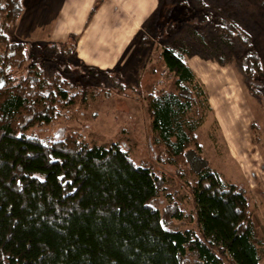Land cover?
Returning <instances> with one entry per match:
<instances>
[{
    "label": "trees",
    "instance_id": "16d2710c",
    "mask_svg": "<svg viewBox=\"0 0 264 264\" xmlns=\"http://www.w3.org/2000/svg\"><path fill=\"white\" fill-rule=\"evenodd\" d=\"M21 8V0H0V264H260L247 186L222 181L200 153L194 124L182 128V114L197 111L206 96L180 51L159 50L171 89L150 93L147 111L152 132L163 138L161 160L189 177L193 225L183 228L175 221L185 212L172 195L156 205L164 176L136 163L123 144L74 131L48 140L28 133L80 103L85 90L68 78L71 67L47 69L52 59L72 56L73 41L10 39ZM225 14L213 31L237 44L239 70L258 97L259 54L242 23ZM101 73L127 87L114 73Z\"/></svg>",
    "mask_w": 264,
    "mask_h": 264
},
{
    "label": "rangeland",
    "instance_id": "374dc122",
    "mask_svg": "<svg viewBox=\"0 0 264 264\" xmlns=\"http://www.w3.org/2000/svg\"><path fill=\"white\" fill-rule=\"evenodd\" d=\"M254 1L258 6L264 7V0ZM234 3L241 7L247 5L242 0H202V4L195 0H181V2L158 0L161 8L159 16L155 15L152 17L153 21L148 26H144L146 37L141 40L145 45L141 43V49L138 47L142 61L135 60L131 64H126L127 62L122 60V65L120 64L119 67L116 64L114 67L100 70L114 73L127 87L115 86L105 77L106 74L101 72H98V75L95 71L89 72L87 66L75 61L74 52L71 57L52 59L47 63L48 70H61L63 66L71 67V73H67L68 78L85 90L82 101L73 108L62 111L61 115L48 125L33 127L28 133L48 140L59 131L60 133L74 131L84 139L98 143L118 141L129 151L136 163L151 166L156 173L164 176L165 189L157 194L156 205L161 208L167 202L169 194L172 195L185 212L182 221H175L176 225L181 228L189 227L193 225L191 221L193 202L189 189L185 186L189 177L185 171L178 176L176 174L178 166L169 165L161 160L163 147L157 143H162L163 138L158 130L152 132L151 112L147 111V106L151 103L150 93L157 92L161 87H165L167 91L171 89L167 74L162 71L158 53L165 45L174 51L182 49L183 51L180 52L182 57L202 60L206 64L205 69L208 70L210 82L216 81V68L212 67L222 68L219 69L221 71L223 69L232 71L237 77L238 84L250 99V110L254 120L249 124L254 123L255 126L252 129L249 127L248 139L242 141L243 143L240 141L242 145L236 147L237 149L233 147V143L228 140V134L222 131L213 110L208 105V90L205 84L195 73H193L195 78L205 91L207 105H201L197 111L186 110L181 116V125L183 130L187 131V124L191 126L194 124L195 138L202 150L200 153L219 174L222 181L247 186L254 208L252 220L255 226V244L261 259L259 263L264 264V217H262L264 216V86L258 87L261 92L258 97L249 93L245 76L240 72L237 63L240 52L237 44L213 31V24L219 21L220 17L226 16L225 13L231 11L229 5ZM230 15L238 19L231 12ZM257 15L255 13V16ZM19 16L20 14L11 29L12 41L33 44L54 43L33 36L21 40L25 36L18 37ZM255 20L257 22L258 19ZM239 22L246 29L244 23L240 20ZM149 47V57L145 62L142 53ZM255 49L257 50L256 47ZM45 54L50 56V51H46ZM2 98L3 94H0V100Z\"/></svg>",
    "mask_w": 264,
    "mask_h": 264
},
{
    "label": "crops",
    "instance_id": "0c3cea01",
    "mask_svg": "<svg viewBox=\"0 0 264 264\" xmlns=\"http://www.w3.org/2000/svg\"><path fill=\"white\" fill-rule=\"evenodd\" d=\"M94 2L95 0H21L18 37L25 36L21 40H26L33 36L54 43L71 40L75 61L94 70H105L116 64L119 67L122 60L126 64L135 60L142 61L138 47L141 49L140 44L144 43L141 39L146 37L144 26L153 21L152 17L159 16L161 8L158 0H103L88 20ZM242 2L247 5L241 7L235 3L230 4L229 10L246 26L258 50L264 73V7L258 6L254 0ZM255 13L258 15L255 16ZM255 18L258 19L257 22ZM145 49L142 53L144 61L149 57L150 47ZM182 58L205 84L208 105L222 131L228 134V140L230 139L234 148L240 147V141L248 139L249 123L254 119L250 99L238 84L237 77L232 71L223 69V72L219 70L222 68L215 66L212 68H216V81L210 82L206 64L202 60Z\"/></svg>",
    "mask_w": 264,
    "mask_h": 264
}]
</instances>
